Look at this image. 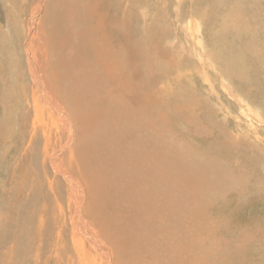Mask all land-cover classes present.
<instances>
[{"label": "bare ground", "instance_id": "6f19581e", "mask_svg": "<svg viewBox=\"0 0 264 264\" xmlns=\"http://www.w3.org/2000/svg\"><path fill=\"white\" fill-rule=\"evenodd\" d=\"M28 1L32 5L28 10L30 5L28 6L25 0L20 3L19 9L18 0L0 2V9L3 8L0 17L4 15L6 19L3 29L0 27V103L9 110L14 107L18 111L24 110L22 129L19 130L22 132V138L25 141L28 139L26 144L31 147L34 143L33 137L38 136V158H41L42 166L47 165L50 170L42 167L45 179L40 183L46 185V195L48 193L50 197L48 206L47 202H39V211L29 212L34 206L29 207L26 211L29 213L21 216L25 219L23 229L26 235L28 233L31 236L29 239L26 237L24 248L30 247V251L40 250L41 245L33 240L38 236L42 242L45 229H49V232H55V236L51 237L53 233L50 235L49 242L54 246L51 252H58V247L64 245L65 241L61 238L64 231V235L69 234L65 240L70 242L71 248L75 250L74 255L65 251L69 259L63 261L59 256L55 264H183L182 260L184 264H212L211 228L208 232L198 228H186V195L175 191L171 186V177H174L171 176L170 163L167 162L174 157L178 164L176 152L179 151L174 150L163 156V150L156 147L154 134L161 124L163 126L165 123V114L158 111L150 120L149 127L146 124L151 116L150 109L154 107L153 102L160 101L159 104H162L166 100L145 98L143 101L138 97L141 89L139 90L137 81L134 83L135 77L140 75L137 61L144 55L145 62L142 65L145 63L153 73L155 60L152 59L154 55H149V52L145 55L144 46L142 49L145 40L137 43L134 39L136 30L132 23L135 18L126 13L128 8L134 7L135 0L125 2L121 12L120 8L118 12V4L116 5L118 0ZM22 4H25L24 9ZM176 10H179V7H176ZM194 10H197L196 6ZM178 12L175 11L177 15ZM122 15L124 18L120 21ZM181 20V30L183 34H187L189 47L193 51L190 54L199 62H204V67L199 71L201 78L206 83L211 80L208 73L210 70L225 74L224 64L221 65L214 54L217 45L207 47L204 43L202 30L205 28V22L201 23L192 12L188 19L184 16ZM8 25L12 28L10 33ZM237 27H241L236 30L241 33L244 26ZM173 43L172 40L167 41V44ZM237 49L238 47L236 51ZM158 56L160 59V55ZM163 60L164 66L168 67L166 69L170 70L173 59L169 57L168 61L165 58ZM178 68L180 67L177 66ZM220 79L225 86L227 97L229 95L230 99L237 103L246 118H249L247 112L253 113L257 119L262 117L261 115L258 118L260 114L252 109L251 102H248L250 99L245 100L241 92H234L233 86L229 85L231 83H227V77L224 80L221 76ZM209 84L212 86L211 82ZM195 99V107L194 104L192 106L194 108L190 107L189 103L187 106H176L173 110H187L184 116L188 115L186 118L190 121V117L196 116L195 108L201 102ZM145 101L149 105L148 108ZM138 116L145 122L141 119L142 123L139 125ZM16 117L15 113L11 121L6 113L3 114L5 123L2 122L1 125V138H8L9 133L17 131L18 126H12ZM196 120L197 118L193 121ZM194 123L196 122L191 124ZM139 141L146 144L145 148L138 146ZM152 146L154 149H150ZM21 149L22 147L20 152L23 156L20 159L26 163L28 151H25L26 148L23 151ZM20 152L16 154L17 158L21 155ZM123 163H126L124 172L120 173L116 169ZM31 171L33 174H39L37 167L31 168ZM154 173V178L164 181L162 186L164 185L165 198L160 199L162 202L159 199L142 202L143 199L139 202V179L142 178V186H145L150 179L154 180ZM60 180L65 185L64 198L68 201V211L62 208L63 192ZM21 184L19 188V184L15 188L18 192L25 188L24 184ZM30 185L28 182L27 190L24 191L43 199L31 190ZM17 201L21 203L19 197ZM6 211L9 216L19 215L12 205L8 206ZM190 214L199 216L196 210ZM30 219H33L32 223L29 222ZM194 220L200 224L198 218ZM141 225L142 231L139 229ZM28 228L32 230L29 231ZM206 241L209 242L207 247L204 245ZM10 244L13 247L11 242ZM191 259L193 261L190 262ZM44 264H49L47 259Z\"/></svg>", "mask_w": 264, "mask_h": 264}, {"label": "rangeland", "instance_id": "374dc122", "mask_svg": "<svg viewBox=\"0 0 264 264\" xmlns=\"http://www.w3.org/2000/svg\"><path fill=\"white\" fill-rule=\"evenodd\" d=\"M1 1L6 2L7 0ZM18 1L17 8L19 9V5L23 0ZM113 1L115 2L116 0ZM127 1L118 0L116 2V5L118 4V12L119 8L120 12L123 10V5ZM25 2L28 6L30 5V1L25 0ZM134 2L136 3H134V7L128 8L127 10L129 11L126 13L127 15H133V18H135L132 23V26L135 27L134 30H136L134 39L137 40V43L145 40L142 43V49L144 46L145 55L147 54L146 52H149V55H154L152 59L155 60L153 67L155 71L152 73V69L149 70L145 63L142 65L145 62L144 55L139 57V60L137 59L138 66L142 69L138 68L140 75L138 74L139 76L135 77L134 83L137 81L139 90L141 89L138 94L140 100L144 101L145 98L152 100L154 98H163L161 99L162 101L166 100L162 104H159L160 101L157 103L153 102L154 107L150 109L151 116L146 124L149 127L150 120L158 111L165 114L164 122L168 121L167 124L163 123V126L161 124L159 130L154 134V140L156 141V147L163 150V156L174 150L175 152L179 151V153L176 152L178 164H176L174 157L167 164L170 163L171 176L174 177V179L171 177L172 188L186 195L187 204H185V210L188 213L184 218L185 226L188 229L198 228L203 232H208L211 228L210 252L211 257H213V260H211L213 261L212 264H264V0H181L180 2L179 0H135ZM194 5L197 10H194ZM24 6L25 4L21 5L22 9H24ZM176 7H179V10H176ZM2 9L0 11L3 13ZM175 11H179L178 15ZM191 12L201 23L205 22V28L202 30L204 43L207 47L209 45H217L214 49V54L218 58V62L221 65L224 64L225 74L221 75L219 71L210 70L208 72L209 79H212L207 83L199 74V71L204 67V62H199L194 55L192 57L190 54L193 51L189 47L188 36L183 34L181 30L183 24H179L182 21V17L185 16V19H188ZM145 15L146 17H144ZM123 18L124 15L120 16V21ZM5 21V16H1L0 27L2 29ZM239 25L244 26L241 33L236 31L241 29V27H237ZM7 27L10 33L12 28L9 25ZM168 40H172L174 43L172 45L167 44ZM255 52L257 54H254ZM158 55H160V59ZM162 57L167 61L169 57L173 59V64L169 66L170 70L166 69L168 68L166 65L164 66ZM176 57L178 58L176 59ZM177 66L180 68L177 69ZM197 67H200V69H197ZM142 75L144 77H141ZM221 76L224 80L227 77V83H231L229 85L233 86L234 92L239 91L245 100L250 99L248 100L249 103L251 102L250 106L258 112V115L260 114L258 118L262 115L261 118L263 120L259 118L262 120H260L261 122L252 115L253 113L248 114L247 112L249 118H246V114L238 108L237 103L230 99L229 95L227 97L225 86L220 79ZM138 77L139 79H137ZM210 82L212 86H210ZM139 83H143V87ZM2 86L4 87L3 84ZM143 88L145 90H142ZM152 92L157 93L155 95ZM157 95L159 96L157 97ZM194 98L199 99L201 102L200 104L198 102L199 106L197 105L195 108L197 109L195 110L196 116L193 115L192 117L195 116L194 118L190 117V121H192L190 122L188 121L189 118H186L189 116H184V114H187V110L180 112V110L175 111L173 109L180 105L187 106L189 103H191L190 107H192ZM190 99L193 103L189 101ZM145 104H147L146 108H148L149 105L146 101ZM246 106L249 107L248 104ZM165 108H168V111ZM192 108L191 111L193 110ZM255 111L253 112L256 113ZM4 113L7 114L11 121L16 113L15 124H12V126L17 125L18 127L16 132L9 133L8 138L0 137V209L3 210H0V264H44L46 259L49 264H55L59 256H61L63 261H66L69 257L65 251H68L71 255L75 253L74 248L70 246V242L65 240L68 239L67 235H69H64L66 231L61 235L62 241H65V246H61L62 248L58 247V252H51L54 246L49 241L51 237L55 236V232H49V229H45L42 242L38 239V236L33 240V242L41 245L40 250L30 251V247L24 248L27 238L29 239L31 236L28 233V236L26 235L23 229L25 219L21 218V216L27 215L29 212L39 211L37 210L39 202H47L48 206V198L50 197H48V193L46 195V185L40 184L45 179L42 172L41 158H38L40 157V151L37 143L40 142V139H38V136L33 137L34 143L29 147L26 144L28 139L25 141L22 138V132L19 131L22 129L21 123L25 115L24 110L18 111L15 107L9 110L1 103L0 130L1 125L5 123L3 122ZM182 114L184 117L181 116ZM138 117L140 118L138 123L140 125L142 118ZM196 118L197 120L193 121ZM143 121L145 122V120ZM193 122L196 123L191 124ZM194 132L197 133L194 134ZM12 133L14 134L12 135ZM5 135L7 136L6 133ZM250 141L254 145H251ZM137 144L144 148L146 146L140 141ZM21 147V151L24 148H26L25 151H28L26 155L29 157H27L26 163H24L25 160L20 159L23 156L22 152H20ZM150 149H154V147L152 146ZM18 151L21 154L18 155L19 158L16 157V154H19ZM177 153L181 154L178 155ZM125 164H121L120 168L116 170L123 173ZM46 166L43 168L50 171ZM29 167H37L39 174H33ZM154 176L155 173L153 178ZM20 179V182L23 181L22 184L19 182ZM28 182L29 185L32 183L30 185L32 186L31 190H34L43 199L36 195L33 196L29 191L25 192ZM16 184L18 185L17 188L20 187V184H24L25 188L18 192V189H15ZM60 184L63 192V197L61 196L63 201L62 208L68 211V201L64 198L65 185H63L62 181ZM142 184L141 178L138 181V188L141 194L139 202L143 199L144 201L142 202H148L165 198L163 195L164 185L162 186L164 184L163 179L154 178L153 181L150 179L147 185L142 186ZM21 192L23 193L21 194ZM28 195L29 197H27ZM18 197L21 203L17 201ZM138 197L139 194L136 198L138 199ZM38 199L42 201H38ZM11 205L19 212L18 216L13 217L14 214L12 216L8 215L6 209ZM2 206L4 207L2 208ZM29 207L33 208L30 209ZM29 209L30 211L26 213ZM194 210L198 212L199 216H191L190 213ZM20 213L23 214L20 215ZM194 218H198L200 224H197ZM29 222L32 223L33 219H30ZM139 229L142 231L143 225ZM28 230L32 229L28 228ZM204 245L207 247L209 242L206 241ZM61 250L62 252H60ZM2 252L3 254H1ZM5 255L7 258L4 257ZM12 257L13 259L10 261ZM193 259L196 260L195 258ZM5 260H8V262ZM181 262L184 264L183 260ZM73 264L76 263L73 262Z\"/></svg>", "mask_w": 264, "mask_h": 264}]
</instances>
